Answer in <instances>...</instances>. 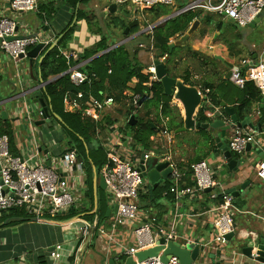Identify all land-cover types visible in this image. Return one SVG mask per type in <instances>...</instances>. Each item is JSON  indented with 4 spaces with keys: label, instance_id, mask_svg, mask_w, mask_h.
I'll list each match as a JSON object with an SVG mask.
<instances>
[{
    "label": "crops",
    "instance_id": "0c3cea01",
    "mask_svg": "<svg viewBox=\"0 0 264 264\" xmlns=\"http://www.w3.org/2000/svg\"><path fill=\"white\" fill-rule=\"evenodd\" d=\"M189 1L191 0H175L174 5L170 7V14L153 18L152 13L147 8L141 9V13H138L136 7L131 6H123V8L116 6L113 11H109V5L112 4L110 0L107 3L102 0H87L83 4L77 3L75 7L71 5L70 1L66 0H42L39 6L43 3L52 2L53 6L57 8V12L52 20H46L44 18L45 12L40 10V8L36 12L18 13L14 15V19L16 21V32L18 35L41 33L43 36L52 38L50 45L47 48L44 47L37 58L32 59L36 63L38 57L44 55L48 47L55 44L53 48H57V50L73 52L76 56L72 57L71 61L72 64H76L73 62L81 57L85 50L94 49L101 37H104L107 44V51L118 45L125 44L130 53L136 51L135 56L140 62V65L149 68L153 65L154 59L152 53L148 50L149 38L143 30L147 25H160L164 23L163 19L173 13L176 16V10L186 5ZM78 8L83 9L84 15L82 19L75 20L72 23L74 17H76ZM123 12L127 13L125 18L121 15ZM203 12L210 18H200L199 27L189 37L187 45L177 48L172 57H169L166 66L170 76L179 78L183 82V78L187 77L195 83L201 92L204 89L202 83L208 80L213 81L214 76L218 75V73L210 72L209 65L203 62L204 59L214 58L215 62L224 64L228 71H230V67L239 59L255 54L263 45V43L259 46L249 44L246 40L240 42L239 35L236 36V39H233V36L239 34V31L244 27L238 26V28L235 26L236 23L234 21L215 13ZM0 14H9L8 5L5 0H0ZM149 17L151 20L148 19ZM115 19L118 20L117 23H115ZM119 19L124 20L127 24L133 20H137V24L133 25L137 27L136 32L130 33L129 36H124L123 30L120 28ZM69 22H71L69 26L75 24V29L71 37L66 41L65 46H61L57 42L58 37L62 36L61 32ZM177 37L172 38V41ZM140 44L142 47L139 46ZM101 52L99 51L89 56L86 60H81V63L98 57L96 55ZM218 57H221L222 60ZM230 58H233L234 61H229ZM105 60L107 61L106 58ZM224 74L223 72L218 76L224 79L228 77L229 72ZM34 75H36V68L31 59H22L17 64H14L0 50V93L2 96L0 100V125L4 129L9 128L11 130L14 138V150L17 151V155H21L26 150L34 147L32 145V134H34L37 140V148L40 149L44 144L51 149V157L62 156L66 147L59 125L53 122L49 123V129H47L46 124L44 126L42 125V128L35 127L32 129L26 122L25 115L22 112L24 103H26L29 109L31 108L32 114L35 113L36 115L37 112L35 111L40 109L39 103L35 102V100L41 97L34 96V94L41 88H44L45 85L39 88L42 83L39 80V74L35 78ZM54 78L52 77L49 80H53ZM85 90L87 91L88 89ZM126 90L131 93L129 89ZM99 93L101 96H107L104 91H99ZM221 95H223V92L219 88V85H214L208 94L210 100L213 96L217 101H224L226 105H229L225 100L220 98ZM224 97L226 100L232 98L228 93L226 95L224 94ZM255 104L258 105L257 102H253L250 107L251 115L249 117L254 126L257 125L256 122L260 114L259 108L262 106L264 108V104L262 106H256ZM20 106L21 109L19 110ZM118 106L120 105L116 103L115 107L105 113L104 120L99 124V129L92 138V140L94 139V141L98 142L105 154L107 151L106 141L112 138L115 139V136L118 137V142L125 150L132 149L134 152V149L139 145L137 142H134L130 130L125 125L128 118L125 114V109L123 112H119ZM211 106L214 108L212 111H215L216 105L213 104L212 100ZM1 111H5L6 118L1 117ZM156 112L159 115L158 118H155V116L151 118V115L148 117L153 132L148 137V140L146 139L147 136L145 137L143 142L145 149L154 148L160 151L164 157H169L172 163L183 174L190 170L189 166L191 163L202 159L206 160L211 166V169L222 172L221 179H218L215 175L214 177L220 181L223 190L248 181L245 193L233 197V237L225 245H222L225 255L215 259L216 261H220V264H260L254 259L243 255L239 247L246 246L250 238L256 233V230L264 228V180L257 178L255 174L256 166L251 165L252 155L249 157L251 153L247 152L244 156L249 157L247 163L241 160L240 170L237 168V171L233 172L226 166L220 148L224 145L228 147V139L233 126L225 131L220 129L209 131L200 128H197L195 131L182 133L170 131L172 140L171 143L167 144L166 137L161 132L163 119H165V126L167 127V117L161 116L160 112L158 114L157 109ZM106 118L113 122L109 123ZM55 128V131L58 132L56 136H53V129ZM261 131L263 133L264 130L261 129ZM216 138L219 139L222 146L216 150V153H213ZM135 159L136 155L133 153L132 160L134 161ZM83 170L86 175L84 165ZM183 174L179 182L180 186L186 185V180H183ZM229 174H233L232 180L228 179ZM191 179L193 181L192 176ZM172 183L173 181L170 176L166 179L160 178L155 186L146 180L139 189L138 201L140 194L150 196L151 189H158L161 196L159 202L163 206L161 210L163 213L158 218L161 223L174 224L180 238L183 236L184 238L200 243L207 242L212 236V222L215 215L211 209L218 203L217 193L220 191V188H214L211 192L201 191L182 195L178 199L174 197V200H172L171 196L173 193L169 192ZM100 190L97 187L95 193L98 191L99 195ZM103 192L105 195L104 204L100 206L99 203V208L96 206L95 211V204H93L90 212L95 214L98 219V232L93 233L91 239L84 241L82 245L76 241L79 235L76 229L77 226L75 224L67 225L66 221L77 217L90 221L93 220L95 215L87 219L79 213L66 219H55V221H37L24 215L27 219L22 218L17 224L10 225L7 223L8 219H5L4 223L0 224V264H99L102 257H125L127 255V247L131 246L134 242L132 229L135 223L134 221L126 222L125 225L117 226L112 231L114 241H107L105 234L101 233L99 229L104 232H110L111 227L109 222L111 218L105 221L107 226L102 227L103 224L101 225L100 222L103 218L101 217V208L103 207L105 213L106 207L108 205L112 207L113 203L109 200L111 198L110 194L105 191ZM87 206H89V203L85 200V203L77 205L76 208ZM148 210L157 216L158 210L154 208H148ZM112 216L113 214H111ZM43 218L47 219L52 217L44 216ZM56 243L63 245V256L60 259H54L49 255L50 250ZM207 249L209 253H214L217 250V248L209 246Z\"/></svg>",
    "mask_w": 264,
    "mask_h": 264
},
{
    "label": "built area",
    "instance_id": "2783aa9c",
    "mask_svg": "<svg viewBox=\"0 0 264 264\" xmlns=\"http://www.w3.org/2000/svg\"><path fill=\"white\" fill-rule=\"evenodd\" d=\"M5 1L8 5L9 14H0V50L14 64H17L20 60L29 58L27 52L36 44L42 43L47 48L52 42V38L43 36L41 33L18 35L16 32L17 25L14 15L38 11L42 0ZM110 2L116 6L136 7L138 13H141V9L150 8L157 4L171 7L175 0H110ZM194 10L215 13L234 21L240 27H246L256 17L259 19L264 11V0H191L183 7H179L176 14ZM154 27L155 24H150L143 30L149 38L148 50L150 53L153 49L152 33ZM139 46L142 47L141 44ZM58 55L65 59L67 64L65 74L69 75L74 87L78 88L82 83L90 82L95 78L94 73L89 74L80 70L84 62L72 64L71 59L76 56L73 52L58 49ZM253 55L255 56L253 57ZM253 55L241 58L233 64L230 67L228 79L239 88H242L246 81H251L264 97V42ZM166 57L167 55L164 54L158 60L164 62ZM148 70L152 80L156 81L153 65ZM43 85L44 83H41L39 88ZM125 93L129 97V105L140 107L138 105L139 95H134L127 90ZM208 94L209 89L204 88L201 92V106L205 104L212 107ZM63 104L64 112L80 113L83 118L100 124L105 118V113L116 106V101L111 96L96 97L89 92L77 90L76 92L66 91ZM22 112L29 127L35 128L33 121L38 119L40 109H37V113L34 115L31 108L29 109L24 103ZM205 115L209 120L213 118H221L225 122L229 120L219 106L215 108V111H206ZM161 132L166 137V143H171L172 137L165 126V119H163ZM260 134L248 126H233L228 139V148L231 153L242 159L248 143L251 144L252 148L262 143ZM32 142L33 148L26 150L21 155L14 156L10 151L9 137L0 126V213L17 209L22 210L25 216L41 221L46 220L43 218L44 216L54 218L59 213H66L80 205L83 200L85 201L86 175L75 147L66 148L62 156L51 157L52 152L49 147L43 144L47 153H43L37 148V140L34 134H32ZM106 149L107 161L99 174L102 175L109 189L111 197L109 200L117 204L116 213L110 217L111 231L104 232L99 229L101 233L105 234L107 241H114L112 231L117 226L133 221L135 223L132 229L134 242L127 247V254H133L138 250L153 246L155 241L160 238H164L165 241H190L183 236L180 238L174 224H163L148 209L141 210L138 208V192L142 185V177L137 160H132L133 150L123 149L117 136L115 139L106 141ZM147 156L146 154L145 158ZM167 159L172 167L170 177L173 181L169 192L173 193L175 199L182 195L201 192L206 188H220V191H224L206 160L202 159L190 164L189 168L194 183L187 187L179 185L183 173L172 163L169 157ZM47 160H50V165L46 164ZM255 166L257 178L264 180V160H260ZM220 198V201L211 209L215 214L212 222V236L210 240L202 243L213 248H220L225 245L227 243L226 236L234 231L233 196L223 193ZM66 224L77 226L79 235L76 241L80 245L84 241H89L93 233L98 232L97 227L99 225L96 215L90 221L77 217L67 220ZM62 251L63 245L56 243L49 255L54 259H60L63 256ZM137 264H179V262L175 256H171L164 263L157 256L149 257Z\"/></svg>",
    "mask_w": 264,
    "mask_h": 264
},
{
    "label": "trees",
    "instance_id": "16d2710c",
    "mask_svg": "<svg viewBox=\"0 0 264 264\" xmlns=\"http://www.w3.org/2000/svg\"><path fill=\"white\" fill-rule=\"evenodd\" d=\"M70 1L73 7L76 6L77 3H85L87 0H66ZM80 5V4H79ZM40 10L45 12V19L52 20L54 18L57 8H55L52 2L43 3L39 6ZM149 12L152 13L153 18H158L161 15H168L171 13V8L157 4L150 8H147ZM84 15V11L82 8L77 9L76 13V21L82 19ZM200 18H210L203 11H187L181 14H178L164 23L157 25L153 28V49L152 55L153 59L158 60L164 54L167 55L165 59V69L167 74L169 75L167 62L169 61V57H172L175 50L177 48H173L169 50V45L172 41V38L180 36L190 25L193 19ZM120 20V28L124 31L127 23L124 20ZM115 23L118 22L117 19L114 20ZM71 22L66 26V28L61 32L62 36L58 37V43L61 46H65L66 41L71 37L75 24L69 26ZM137 27L133 26L127 32V36L130 33L136 32ZM107 49V44L105 42V38L101 37V39L96 44L94 49L85 50L84 54L79 57L75 62L77 63L81 60H86L89 56L98 53L99 51H104ZM136 51L133 53L129 52V49L125 44L118 45L113 49L103 53L102 55L91 59L85 62L80 70L85 73H94L95 78H93L90 82L82 83L78 88L74 87L69 79V75L63 73L67 70V64L65 59L58 55L57 48H53L44 56L41 62L36 65V75L34 78L38 76L39 78L45 82L48 81L52 77H56L54 80L49 81L45 84L44 88H41L37 91L34 96H38L43 98L46 101L47 106L49 107V112L51 114V119L49 123L55 122L61 128V132L63 134V141L66 148L75 147L78 151L79 158L82 161L85 171H86V185L87 190L84 194L85 200L88 201L89 206L83 207L80 211H77L76 208H72L66 213H59L55 218H69L74 216L75 214H82V217L90 219L94 216V214L90 213L94 204V196H93V187H92V177H93V169L95 168L96 174L100 173L101 168L106 163V154L102 147L98 144L97 141L92 140L94 135L97 133L99 129V123H94L86 118H83L80 113L75 112H64L63 110V97L66 91L76 92L77 90H83L85 92H89L96 97H101L99 91L106 92L107 96H111L114 98L117 104L120 106L124 101H128L129 97L126 95L125 90L129 89L132 94L145 95V99L142 102L140 107H143L145 101L152 102L151 106H154L158 110V114L160 112L161 116L167 117V129L169 131H174L175 128L179 127L182 123V117L180 114V110L176 105L171 104L172 98L166 96L162 92V85L157 80L154 81L151 78V73L148 68L140 65V62L136 59ZM105 58L107 61L105 62ZM215 61L214 58H212ZM34 63V60H32ZM204 62V60H203ZM213 63V62H212ZM108 70H111L109 73ZM62 73V74H61ZM184 83L188 85H195L193 81H190L187 77H184ZM132 82V84H131ZM204 88L210 89L214 85H219L223 95H221V99L225 100L231 107L234 109V113L237 116L238 120H243L245 118H249L251 115V105L253 102H257L258 105H261L264 97L260 94L258 89L254 86L253 82L246 81L242 88L235 86L232 82L229 81L228 77L221 79L218 83H214L213 81H204L202 83ZM89 86V87H87ZM196 86V85H195ZM232 86V87H230ZM87 87V88H86ZM85 89H88L87 91ZM230 94L232 98L230 100H226L224 94ZM240 94V96H239ZM2 96L0 93V100ZM214 105H218L217 99L212 96L211 98ZM125 109L126 116L134 114L136 122L134 125H130L128 123V118L126 122V127L130 130L131 136L134 142H137L141 147H145L143 144L145 137L148 140V137L153 132V128L150 125V119L148 117L151 115L150 110H146L144 117H147L145 120L143 118L138 117L139 107L136 106H126L122 105ZM149 107V106H147ZM146 108V107H144ZM212 107L206 106L203 104L199 107L196 113V119L198 121H208L209 119L206 117V111H212ZM259 117L257 119V124L260 125L261 129L264 130V108L263 106L259 108ZM54 115L58 116L57 119ZM158 118L157 112L155 114V118ZM106 120L109 123H112L110 119ZM1 121V119H0ZM1 123V122H0ZM49 123L46 125L47 129H49ZM1 126V125H0ZM44 126V125H43ZM41 126V128L43 127ZM3 131L9 135L11 153L16 156L18 153L14 150V138L11 130L9 128H3ZM142 141V142H141ZM141 143V144H140ZM232 156L238 158L236 154L232 153ZM189 166V165H187ZM91 180L89 182V178ZM183 180H186L187 187L192 186L194 183L191 179L190 170L186 171L183 174ZM151 195L140 194V199L138 201V208L141 210H146L148 208H154L158 210L157 219L162 215L163 206L159 202L160 193L158 189H151ZM97 203L96 206L99 208V195L97 191ZM171 199L174 200V196L172 194ZM220 197H218L217 201H220ZM9 214L5 215L1 221L8 219V224H17L20 222L22 218L27 219L24 216L22 210H9ZM1 217L4 212L0 213ZM104 215V209L101 208V217ZM107 223L103 224L102 227H106Z\"/></svg>",
    "mask_w": 264,
    "mask_h": 264
},
{
    "label": "water",
    "instance_id": "95a60500",
    "mask_svg": "<svg viewBox=\"0 0 264 264\" xmlns=\"http://www.w3.org/2000/svg\"><path fill=\"white\" fill-rule=\"evenodd\" d=\"M115 4L109 5V11H113L115 9ZM173 14L165 17L163 21H167L168 19L174 17ZM76 20V17H74L72 23H74ZM258 21V17H256L248 26L254 27L256 22ZM134 24H137V20H133L128 24L127 27H125L123 34L124 36H127V31L130 27H132ZM200 24L199 19H193L189 25V27L179 36L177 37L172 43L169 45V50L173 48H180L187 45L189 37L192 35L193 32H195ZM159 25V24H157ZM155 25V26H157ZM236 27H238L237 24H235ZM239 28V27H238ZM55 44H52L44 55L38 57V64L41 62V60L44 58L46 54L50 50L53 49ZM44 48V45L42 43L36 44L33 48H31L27 52V56L29 59H35L39 55L40 51ZM107 50L102 51L101 53L97 54L96 56H100L103 53H105ZM255 55H253L254 57ZM220 60H222L221 57H218ZM106 61V60H105ZM230 65V64H229ZM231 66V65H230ZM154 67V73L155 77L158 82L162 85V92L164 95L171 97L173 100L178 101L182 106V123L179 127L174 129V133H182L186 131H195L197 128L204 129V130H229L232 126H238V127H250L254 129V131L260 132V137L262 139V143L259 145H256L255 147H251V144L248 143L246 146V152L250 153L252 152V159H251V165H256L260 160H264V134L261 131L260 125L257 124L256 126L253 125L250 118H245L243 120H238L236 114L234 113L233 107L226 105L224 101H217L219 107L222 108L223 113L225 116L228 117V122H225L221 118H213L208 121H198L196 119V113L199 109V107L202 104V96L201 91L199 88L195 85H188L183 82V80L179 78L172 77L167 74L165 65L163 62H160L159 60H155L153 62ZM56 78V77H55ZM54 78V79H55ZM53 79V80H54ZM40 82L48 83V80L43 82L41 79H39ZM145 99V95H142L138 101V105L141 106L142 102ZM35 102H38L40 105V115L38 116V119H34L33 124L35 127H41L42 125L49 123L51 119V114L49 112V107L46 105L45 101L42 98L36 99ZM57 119H59L58 116L54 115ZM1 117L6 118L5 111H1ZM136 122L134 114H131L128 119V123L130 125H134ZM222 145L219 142V139H215V145L213 148V153H216V150L220 148ZM40 150L43 151V153H47V149L43 145ZM221 155L225 161L226 166L228 169L232 170L233 172L237 171V168L241 167V159L234 158L232 156L231 151L227 146H222L220 148ZM134 153L136 155V159L139 165V169L141 170V179L142 183H144L146 180L151 185H156L157 181L162 178L166 179L170 176L172 172V167L170 166L169 160L164 157L163 154L160 153V151L154 149V148H148L145 149L141 146H137L136 149H134ZM148 155L145 158V155ZM47 165H50V160L46 161ZM93 169V179H92V185H93V196H94V204L96 210V189L99 187L102 191H105L109 193V189L105 184L104 178L102 175H97L95 168ZM59 172V170H57ZM228 179H233V174L228 175ZM248 184V181H244L243 183H240L238 185H233L228 187L224 191H219L217 193V196L220 197L223 193L230 194L233 197L237 196L238 194L245 193L246 186ZM178 191H180V188H178ZM204 192H211V188H206L203 190ZM116 202V201H115ZM117 211V204L113 203V206L110 207L108 205L106 207L105 213L103 218L100 220L101 225L105 223L107 219L111 217V214H115ZM36 220V219H32ZM264 226V225H263ZM234 232L229 233L227 237V242L230 241V239L233 237ZM208 246L203 245L202 243L190 240V241H181V240H167L165 241L164 238H160L157 241H155L153 246L141 249L136 251L133 254H127L125 257H102L99 264H137L138 262H141L149 257H159L160 261L166 263L168 259L171 256H175L179 262V264H220V261H216L215 258H220L224 256L225 252L223 250V247L217 248L214 253L208 252ZM239 250L241 253L247 257H250L257 261L260 264H264V228L256 230V233L253 235L252 238L248 241L246 246L239 247Z\"/></svg>",
    "mask_w": 264,
    "mask_h": 264
},
{
    "label": "rangeland",
    "instance_id": "374dc122",
    "mask_svg": "<svg viewBox=\"0 0 264 264\" xmlns=\"http://www.w3.org/2000/svg\"><path fill=\"white\" fill-rule=\"evenodd\" d=\"M102 1H105V3H107V1L108 0H102ZM119 7H121V8H123V6H119ZM121 15H123L124 16V18L127 16V13H122ZM149 20H151L150 19V17L148 18ZM234 33V32H233ZM235 34V33H234ZM263 34H264V11L262 12V14L260 15V17H259V19H258V21L256 22V25L254 26V27H244L243 29H241L240 31H239V34H236L235 36H233V39H236V36L237 35H239L238 36V38H239V40H240V42H242V40H246L249 44H253V45H256V46H259L260 44H262L263 43V41H264V38H263ZM242 49H244V48H242ZM247 54V53H246ZM237 59V58H236ZM235 59V60H236ZM227 60H228V58H227ZM232 61L233 60V58H230L229 59V61ZM234 61V60H233ZM212 62H214V63H212ZM236 62V61H235ZM204 63H206V65H209V69H210V72L212 73V72H215V73H218V75L219 74H221V73H227V72H229L228 71V69H227V67L224 65V64H222V63H218V62H215V61H213L212 59H204ZM34 67L36 68V62L34 61ZM29 66V65H28ZM224 74V75H225ZM218 75H216V76H214V80H213V82L214 83H218L220 80H221V77H219ZM211 81V80H210ZM234 89V88H233ZM239 96H240V94H239ZM262 101H264V100H262ZM124 103V105H126V106H129V101H124L123 102ZM123 103H122V105H123ZM171 104L172 105H177V107L180 109V112H181V115L183 116V114H182V106H181V104L178 102V101H175V100H173L172 99V102H171ZM264 104V102H262L261 103V106ZM122 105L121 106H118V111L119 112H123L124 111V108L122 107ZM152 105V102H150V101H145V103L143 104V107H140L139 108V113H138V115L140 116V118H143L144 117V113H145V111L146 110H150V113H151V118H153L154 116H155V111H156V108L154 107V106H151ZM256 105V104H255ZM147 106H149V107H147ZM256 106H258V105H256ZM144 107H146V108H144ZM254 108V107H253ZM256 108V107H255ZM36 112V111H35ZM256 112V111H255ZM34 115H35V113H33ZM138 116V117H139ZM153 116V117H152ZM147 117H144L143 118V120H145ZM55 123V122H54ZM48 123H46V125H47ZM45 125V124H44ZM55 126V125H54ZM56 130V128L55 129H53V136H56V134H57V132L58 131H55ZM247 153V152H246ZM245 153V154H246ZM250 153H252V152H250ZM245 154L243 155V157H241L242 159V161L244 162V163H247L249 160V157L252 155V154H249V157L248 156H246V157H244L245 156ZM252 157V156H251ZM212 172H213V174L218 178V179H221V175H222V172L221 171H217L216 169H214V170H212ZM86 177H87V175H86ZM88 178V177H87ZM89 180V182H90V180H91V177L88 179ZM108 195V194H107ZM99 203H100V206H102L103 204H104V200H105V195H104V192L103 191H101L100 190V192H99ZM82 203H85V201L83 200L82 201ZM81 203V204H82ZM80 204V205H81ZM76 208V207H75ZM77 209V211H80L81 209H82V207H77L76 208ZM7 214H9V212L8 211H5L4 212V214L2 215V217H1V214H0V224H3L4 223V221H1V219L5 216V215H7ZM55 219H60V218H47L46 220H52V221H55ZM62 219V218H61Z\"/></svg>",
    "mask_w": 264,
    "mask_h": 264
}]
</instances>
